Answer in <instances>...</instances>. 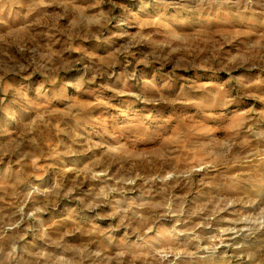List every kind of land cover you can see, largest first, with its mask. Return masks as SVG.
Wrapping results in <instances>:
<instances>
[{
	"label": "rangeland",
	"instance_id": "obj_1",
	"mask_svg": "<svg viewBox=\"0 0 264 264\" xmlns=\"http://www.w3.org/2000/svg\"><path fill=\"white\" fill-rule=\"evenodd\" d=\"M0 264H264V0H0Z\"/></svg>",
	"mask_w": 264,
	"mask_h": 264
},
{
	"label": "bare ground",
	"instance_id": "obj_2",
	"mask_svg": "<svg viewBox=\"0 0 264 264\" xmlns=\"http://www.w3.org/2000/svg\"><path fill=\"white\" fill-rule=\"evenodd\" d=\"M240 232H241V230H240ZM240 232H239V233H240ZM237 233H238V232H237ZM239 233H238V234H239Z\"/></svg>",
	"mask_w": 264,
	"mask_h": 264
}]
</instances>
